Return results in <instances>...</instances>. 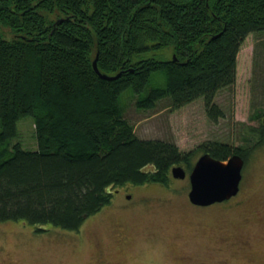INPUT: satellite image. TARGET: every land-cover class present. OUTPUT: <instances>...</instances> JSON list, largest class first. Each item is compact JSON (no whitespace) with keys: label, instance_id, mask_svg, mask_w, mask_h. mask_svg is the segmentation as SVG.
<instances>
[{"label":"trees","instance_id":"obj_1","mask_svg":"<svg viewBox=\"0 0 264 264\" xmlns=\"http://www.w3.org/2000/svg\"><path fill=\"white\" fill-rule=\"evenodd\" d=\"M261 30L264 0H0V221L78 231L115 189L165 186L173 166L191 170L193 152L133 133L122 96L144 109L202 98L215 120L240 44ZM95 58L100 73L120 74L101 78ZM28 116L30 149L16 140ZM251 130V147L204 152L246 161L264 142V115Z\"/></svg>","mask_w":264,"mask_h":264},{"label":"rangeland","instance_id":"obj_2","mask_svg":"<svg viewBox=\"0 0 264 264\" xmlns=\"http://www.w3.org/2000/svg\"><path fill=\"white\" fill-rule=\"evenodd\" d=\"M240 45L236 80L213 99L222 116L209 117L202 98L178 108L161 98L144 109L124 93L123 117L133 133L175 142L193 152V162L212 144L253 146L259 136L251 129L264 115V30ZM17 129L24 148L37 147L31 117L19 119ZM247 156L241 191L230 202L192 205L187 169L165 186H121L141 201L108 204L78 231L45 226L38 232L24 222L0 221V264H264V142Z\"/></svg>","mask_w":264,"mask_h":264},{"label":"water","instance_id":"obj_3","mask_svg":"<svg viewBox=\"0 0 264 264\" xmlns=\"http://www.w3.org/2000/svg\"><path fill=\"white\" fill-rule=\"evenodd\" d=\"M93 67L103 79H113L120 74L111 76L100 73L96 58L93 60ZM244 162L243 156L237 153H232L226 160L217 159L209 152L200 154L188 173L189 201L198 206H207L235 195L239 191ZM170 170L173 178H184L187 173L180 164Z\"/></svg>","mask_w":264,"mask_h":264},{"label":"flooded vegetation","instance_id":"obj_4","mask_svg":"<svg viewBox=\"0 0 264 264\" xmlns=\"http://www.w3.org/2000/svg\"><path fill=\"white\" fill-rule=\"evenodd\" d=\"M155 184V183H154ZM154 184H149L148 186H153ZM142 186V185H141ZM146 186V185H145ZM239 191L235 194V195H233L232 197H230L229 199H226V200H222V202H215V203H217V204H222V203H226V202H230L241 190H240V185H239V189H238ZM112 194H113V197H114V195L116 196V197H114V199H113V201L111 202V203H109V204H113V205H117L118 207H120V208H122V207H128V206H126L127 205V200L128 201H131V200H133V199H135V200H138V201H141L140 199H136V198H134V196H133V194H132V196L130 195V194H126V193H123L122 192V190H120V188L119 189H115L113 192H112ZM133 197V198H132ZM116 199H118V200H116ZM189 199V198H188ZM111 200H112V198H111ZM110 200V201H111ZM190 202V201H189ZM236 203H238L237 201H235ZM191 203V202H190ZM212 204H214V203H212ZM211 204V205H212ZM192 205H194V206H198V205H196V204H193L192 203ZM211 205H207V206H203V205H200L201 207H209V206H211ZM200 206H198V207H200ZM104 207V206H103ZM99 211H101V210H99ZM99 212H97L96 214H98ZM92 216H95V214L94 215H91L89 218H91ZM102 264V263H101Z\"/></svg>","mask_w":264,"mask_h":264}]
</instances>
